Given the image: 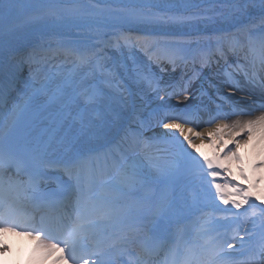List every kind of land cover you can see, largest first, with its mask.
Returning a JSON list of instances; mask_svg holds the SVG:
<instances>
[{
	"label": "snow or ice",
	"instance_id": "obj_1",
	"mask_svg": "<svg viewBox=\"0 0 264 264\" xmlns=\"http://www.w3.org/2000/svg\"><path fill=\"white\" fill-rule=\"evenodd\" d=\"M67 2L68 0H29L31 14L6 26L5 19L12 15L22 0H0V74L5 71L4 49L9 46L17 30L26 27L43 28L49 24L55 27L57 21L62 19L58 14L61 6ZM129 15L140 19L150 18V14L137 11L135 7L130 9ZM261 42L264 45V37ZM229 48L239 52L243 46L237 42ZM219 51L221 56L225 54L223 48ZM80 59L83 60L84 57L81 56ZM28 61L31 64L33 57L30 56ZM207 62V59L203 61ZM259 63L260 70L264 72V56L260 57ZM238 68L244 71L245 77L250 81L255 80L254 60L252 71H248L246 65H238ZM8 71H12V66H9ZM261 79L264 80V76ZM232 80V75L228 74L225 84L240 90L238 84L231 83ZM66 83L71 85V77ZM45 90L44 84L32 86L33 95L44 93ZM104 95L102 91L88 94L78 92L75 88L71 91L61 88L49 97L50 103L59 102L53 119L58 128L63 130V135L58 140L64 152L61 158L47 156L46 148L13 152L0 143V256L11 252L8 236L15 234L35 241L31 261L54 257L52 264H140L139 260L125 261L124 256L131 255L126 248V241L119 245L110 242L104 228L112 217V201L109 196L96 189L116 190L119 185L103 178L106 175L105 169L97 168V158L93 154L96 146H103L108 142L122 119L121 112L113 107L111 101L104 102ZM184 99L188 100V96H184ZM213 103L215 108L207 111L178 103L171 106L175 114H165L159 120L163 128L168 130L162 135L177 149L173 163L163 175L170 178L179 175L192 184L200 183L204 195L211 198L213 213L231 212L233 208L239 210L245 205V212L249 208L255 211L258 205L255 201L250 203V200L255 197V200L264 203V195H257L252 191L260 181L253 180L248 175L240 149L254 142L264 146V93L258 105L256 101H247L246 108L239 107L229 94L217 93ZM181 108L184 110L179 111ZM256 111L261 114L254 116ZM233 116L251 118L231 120ZM197 118L211 127L197 131L196 128L201 126L196 124ZM229 120L230 123L227 122ZM190 124L195 126L189 127ZM126 138L130 149L139 146L138 133H128ZM205 142L212 149L211 156L200 151V145ZM233 162L235 172L231 167ZM114 167L120 171L118 161ZM10 168H15L17 175L23 172L27 181L13 180L11 177L6 179L5 169ZM261 168H264V160L252 165L253 171ZM51 172L67 176V182L59 194L42 187V182L46 181ZM237 173L240 180L248 182L247 185L239 183ZM119 178L124 182H141L145 188H150V180L158 179L153 177L147 166L142 169L133 168L131 171L123 170ZM199 196L198 193L196 199ZM217 199L223 205H231V208H220L216 204ZM27 202H31L32 210H29ZM207 208L206 205V211ZM39 209L43 211L37 218L34 211ZM260 212L264 214V209H260ZM217 223L219 221H213L210 215L205 217L196 237L190 242L182 241V252H179L180 245H177V251L183 257L182 264H234L236 245H243L244 241L236 240L235 236L232 238L236 241L235 244L227 240L221 241L213 235L217 231ZM197 247L199 254L195 251ZM259 248L264 252V240L260 242ZM226 249H233V252ZM0 264H3L2 260ZM245 264H256V257H249Z\"/></svg>",
	"mask_w": 264,
	"mask_h": 264
},
{
	"label": "bare ground",
	"instance_id": "obj_2",
	"mask_svg": "<svg viewBox=\"0 0 264 264\" xmlns=\"http://www.w3.org/2000/svg\"><path fill=\"white\" fill-rule=\"evenodd\" d=\"M190 5H197L198 8L186 11L188 9L187 7ZM20 7L21 4L19 5V8ZM133 7H135L137 11L150 14V18L140 19L130 16L129 11ZM162 7L171 9L164 13ZM17 9L18 8H15L13 13H15ZM30 14L31 12L28 13V16ZM58 14L62 19L57 21L55 27L49 24L48 27L43 28L26 27L17 30L11 38L9 46L4 49L3 61L5 71L0 74L2 87L6 82L5 79L10 77L6 78L10 72L8 71L10 63L13 61L10 57L18 52L19 49L37 47L39 53L33 56L32 65H34V69L29 78H23L22 74L18 72H15L13 78H21V81L24 83H41L47 80L46 76L49 74L50 67L57 59H62L61 63L67 59V55L70 53V47L67 45L69 40L75 39L78 48H81V42L86 39L96 38L104 43L106 40L109 41L110 36L113 34V36L125 35L126 32L136 31L137 29L149 32L165 31L169 33H180L183 31L186 33H211L214 30L221 32L224 30L246 28L251 31L252 37L254 38L252 47L255 48L253 49V52H255V74L256 76H261L264 73L260 69H257L258 65L256 63V58L259 53H264V45H262L261 42L264 33L261 32L258 26L260 20L264 18V3H261V0H68L66 4L61 6V10ZM16 21L17 20L13 21V23ZM51 38L58 40V45L56 47V49H58L57 51L44 45L45 42ZM109 57L117 62L115 55ZM238 60L243 61L241 58H238ZM234 62L236 61L233 60V62L230 63V67L234 68L237 66ZM249 67L250 65H247L248 71H250ZM14 68L16 69V67ZM120 70V65H118L117 70L113 69V72H100L101 80L107 83V87L103 86L102 89V92L105 94L103 98L104 102L108 103L111 101L113 107L121 112L122 119L114 129L108 142L98 147L107 148L112 142L116 141L120 137V134L127 128L133 130L131 133L137 132L142 141L139 140V146L136 147V151L132 153L131 157L123 159L121 165H119L120 171L116 169L108 180L118 183V189H102V193L109 196L111 199L113 197L117 199L121 198L125 192L135 189L138 184L137 182H124L120 180L121 171H131L133 168L142 169L147 166L153 176L155 174L163 175L164 171L173 163L177 149L162 135L168 130L164 129L163 125L156 127V124H160L159 120L165 114H175L171 106L178 103L182 105L188 104L192 109L207 111L215 108L213 101L217 98V93L232 95L234 97V102L241 108L242 104L247 105L245 100L248 99H243L238 93L233 94L228 92L226 90V85L215 80L208 68H204L200 72L195 70L191 72L190 69H187L182 78H180L178 70H168L166 68L161 76L156 77L154 83L150 87H147L142 80L131 82L129 78L120 74ZM96 71L97 70H92L90 67L84 68L80 73L74 75L71 85H66L63 89L71 91L75 88V83L77 82V88L75 89L78 92L80 90L82 93H86ZM261 72L262 74H260ZM13 78H11L10 81H13ZM26 86L27 84H25L18 94V99L26 95V93H24ZM184 96H188V100H185ZM183 110L184 109L181 108L179 111ZM260 114L261 113L256 112L253 115ZM137 117H140L139 120H137ZM47 118L48 116H46L42 122L44 123ZM237 118L249 119L251 117H235V119ZM35 119H37V117H35ZM235 119L233 118L231 120ZM231 120L227 122L230 123ZM142 121L143 125H141ZM196 124L201 125L196 128L197 131H203L205 128L211 127V125L203 123L199 118L196 119ZM188 126L194 127L195 125L190 124ZM147 138H151V142L149 146H144ZM197 143L199 144V141H197ZM61 150L59 144L56 143V146L51 152L58 153ZM188 150L194 151L193 149ZM200 151L209 156L212 155V149L208 146L207 142L200 145ZM240 154L258 155L260 157L255 156L256 158L252 161L259 163L260 159L263 158L264 160V146L257 142L249 143L240 149ZM232 166L236 168L234 162ZM261 171L264 175V168H261ZM165 177L166 176H164L163 179H165ZM168 178L175 180L174 177ZM237 180L239 183L246 185V181L240 180L238 175ZM212 191L214 192V189ZM198 193L200 196L199 199H196ZM210 200V197L204 195V189L201 188L200 185L196 192L188 199L186 205L179 206L178 209L173 212V215L168 213V217H173L170 224L174 225L178 223V220L184 216L199 213V211L205 209L206 205L208 206L206 211L208 215H210V213L212 215L222 214L224 217H227L229 221L234 222L232 225L221 222L222 225L229 229L235 227L238 221V224L241 223L239 215H235V213L239 212L241 214L243 207L239 210L233 208L231 212L213 213L211 211L212 205ZM252 201H254L253 198L250 200V203ZM216 204H218L220 208H231V205H223L218 199L216 200ZM182 206H184L183 209H188L193 206V209H188L187 213L181 210ZM119 207L121 208L122 206ZM146 215L150 218L151 213L148 212ZM148 218H142L140 226L146 228L149 223L152 222V220ZM126 220H128V218L113 223L114 227L117 229V234L124 238L123 240H119L120 242L125 241L126 237L131 239L129 236L132 226L130 223L125 222ZM246 221V225L252 226V221L249 218ZM167 222L168 219L165 221L166 225ZM173 225H167V228H174ZM222 225L219 227L220 232L225 229ZM167 228L163 231L167 230ZM189 231L192 230L190 229ZM254 233L257 232H251V234ZM241 234H243V232ZM216 235L217 233L214 234V236ZM240 237V239L246 240L248 245L255 247L256 242H254L252 237L246 238L247 236L245 234ZM146 240L147 239L144 241ZM139 247L145 251L148 250L144 246ZM126 248L134 252L138 251L136 244L128 239L126 240ZM261 257L262 259L257 261V264H262L264 262V254Z\"/></svg>",
	"mask_w": 264,
	"mask_h": 264
},
{
	"label": "rangeland",
	"instance_id": "obj_3",
	"mask_svg": "<svg viewBox=\"0 0 264 264\" xmlns=\"http://www.w3.org/2000/svg\"><path fill=\"white\" fill-rule=\"evenodd\" d=\"M264 22V21H263ZM165 34V33H164ZM231 34H233L234 36H236V37H238V36H243V37H247V29H239V30H234V31H231ZM164 36H167L168 38L171 36V35H164ZM207 34H205V33H202V34H191L190 36H186V37H188V38H185V37H181V38H185V39H189L190 41H192L194 38H199V39H201V40H205L206 38H207ZM213 36H215L214 34L211 36V37H213ZM205 38V39H203V38ZM181 38H179V36H177V38H172V39H181ZM141 39H142V37H141ZM156 39V41L158 40L159 41V39H161V37H159V39H157V37H155V36H153L152 38H151V40H155ZM247 40H248V42H250V39H249V37H247ZM143 41H147L145 38L143 39ZM194 41V40H193ZM206 41V40H205ZM87 42H89V44L90 45H94V43H96V44H98V40L97 39H93V40H87ZM209 42V41H208ZM48 43L51 45V44H56V41L55 40H51V41H48ZM72 43H76L74 40L72 41ZM83 44H85V42L83 43ZM189 43H187V44H185L183 47H181V48H179V49H176V48H172V55H174V57H178L177 59H179L180 61V64H179V68L182 70V68L183 67H187V66H190V67H192L193 65H191V63H188L187 62V60L185 59V58H183L182 56L183 55H186V53H187V50L185 49L186 48V46H189L188 45ZM193 44V43H192ZM192 44L189 46V48H191V46H192ZM174 47H177V45H174ZM188 48V49H189ZM119 49V48H118ZM117 49V50H118ZM176 49V50H175ZM121 51H124V52H119V51H117V54H119V57L121 58V60H122V64L123 65H127V68H126V71H128L129 70V72H130V70H132V76L134 75V80L135 79H137V78H139L138 76H142V75H144V74H142L140 71H141V69H139V70H136V69H133L132 68V66L134 65L133 64V62H132V54L129 52V48H128V45L126 46V45H121ZM123 53H125V54H123ZM182 57V58H181ZM130 61V62H128L127 63V61ZM142 64V63H141ZM144 67H146L145 66V64H142ZM132 68V69H131ZM201 69V68H200ZM137 72L138 71V74H133V72ZM62 72V71H61ZM61 72H57L58 74H61ZM147 72H148V68H147ZM148 74H149V72H148ZM154 78H155V74L153 73V71L149 74V76L147 77V78H145V80H147V81H149L150 79H151V81H153L154 80ZM235 119V118H234ZM237 119H242L243 120V118H237ZM236 120V119H235ZM247 154H244V156H245V158L247 157L246 156ZM248 156H249V159L250 160H248L247 158H246V160H245V163H247L246 165H245V167L247 166L248 168H247V171H248V175L250 176V175H252L253 174V170H252V167L251 166H249L250 165V161L252 160V159H254V158H256V157H260V156H258V155H252V154H248ZM263 157V156H262ZM261 157V158H262ZM263 159V158H262ZM234 171H236V170H234ZM258 172L260 173V175H257V180H259L260 181V183L259 184H257L256 186L258 187V188H260V194L259 195H264V175H263V173H261L262 171H261V169H259L258 170ZM264 204V203H263Z\"/></svg>",
	"mask_w": 264,
	"mask_h": 264
}]
</instances>
